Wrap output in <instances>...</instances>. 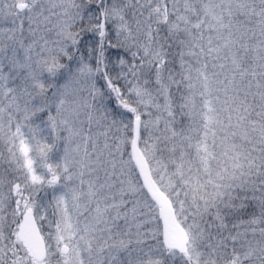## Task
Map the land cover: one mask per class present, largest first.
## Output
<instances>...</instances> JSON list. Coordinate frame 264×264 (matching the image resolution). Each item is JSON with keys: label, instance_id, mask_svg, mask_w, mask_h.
I'll use <instances>...</instances> for the list:
<instances>
[{"label": "snow or ice", "instance_id": "6c2138e0", "mask_svg": "<svg viewBox=\"0 0 264 264\" xmlns=\"http://www.w3.org/2000/svg\"><path fill=\"white\" fill-rule=\"evenodd\" d=\"M0 264H264V0H0Z\"/></svg>", "mask_w": 264, "mask_h": 264}]
</instances>
